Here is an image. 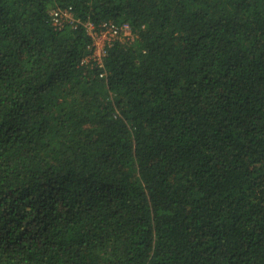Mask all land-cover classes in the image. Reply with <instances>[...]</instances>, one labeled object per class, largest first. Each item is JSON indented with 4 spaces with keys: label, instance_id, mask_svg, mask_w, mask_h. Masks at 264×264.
Masks as SVG:
<instances>
[{
    "label": "trees",
    "instance_id": "obj_1",
    "mask_svg": "<svg viewBox=\"0 0 264 264\" xmlns=\"http://www.w3.org/2000/svg\"><path fill=\"white\" fill-rule=\"evenodd\" d=\"M0 264H264V0H0Z\"/></svg>",
    "mask_w": 264,
    "mask_h": 264
},
{
    "label": "built area",
    "instance_id": "obj_2",
    "mask_svg": "<svg viewBox=\"0 0 264 264\" xmlns=\"http://www.w3.org/2000/svg\"><path fill=\"white\" fill-rule=\"evenodd\" d=\"M58 13H56L57 15ZM69 14V13H68ZM69 17H73L70 14L68 15ZM90 32H92V28L88 27ZM130 26L126 24L123 27V34L124 35H131V30ZM121 30L115 26L114 24L106 27V29H102L100 32H97L93 34L94 36V56L96 58H101L105 55L106 53V45L110 44L113 39H116L119 37V32Z\"/></svg>",
    "mask_w": 264,
    "mask_h": 264
}]
</instances>
